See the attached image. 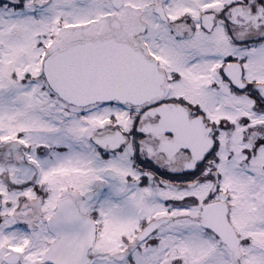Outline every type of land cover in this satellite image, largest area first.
I'll return each instance as SVG.
<instances>
[{"label": "snow or ice", "instance_id": "obj_1", "mask_svg": "<svg viewBox=\"0 0 264 264\" xmlns=\"http://www.w3.org/2000/svg\"><path fill=\"white\" fill-rule=\"evenodd\" d=\"M0 264H264V0H0Z\"/></svg>", "mask_w": 264, "mask_h": 264}]
</instances>
